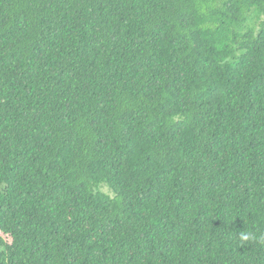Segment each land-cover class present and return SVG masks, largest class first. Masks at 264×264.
Listing matches in <instances>:
<instances>
[{
    "label": "trees",
    "instance_id": "1",
    "mask_svg": "<svg viewBox=\"0 0 264 264\" xmlns=\"http://www.w3.org/2000/svg\"><path fill=\"white\" fill-rule=\"evenodd\" d=\"M0 264H264V0H0Z\"/></svg>",
    "mask_w": 264,
    "mask_h": 264
},
{
    "label": "clouds",
    "instance_id": "2",
    "mask_svg": "<svg viewBox=\"0 0 264 264\" xmlns=\"http://www.w3.org/2000/svg\"><path fill=\"white\" fill-rule=\"evenodd\" d=\"M249 239V235H247V234H242L241 235V240L242 241H247Z\"/></svg>",
    "mask_w": 264,
    "mask_h": 264
}]
</instances>
